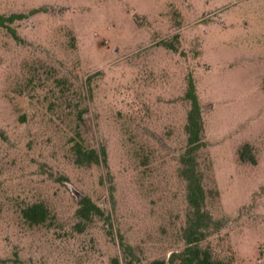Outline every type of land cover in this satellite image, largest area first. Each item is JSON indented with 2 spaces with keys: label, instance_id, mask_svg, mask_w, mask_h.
<instances>
[{
  "label": "rangeland",
  "instance_id": "obj_1",
  "mask_svg": "<svg viewBox=\"0 0 264 264\" xmlns=\"http://www.w3.org/2000/svg\"><path fill=\"white\" fill-rule=\"evenodd\" d=\"M0 13L20 14L0 25V264L182 249L190 74L207 205L224 221L208 242L224 264H264V0H0ZM75 139L105 145L107 164L76 162ZM83 195L104 213L79 224ZM34 201L43 222L23 214Z\"/></svg>",
  "mask_w": 264,
  "mask_h": 264
},
{
  "label": "trees",
  "instance_id": "obj_2",
  "mask_svg": "<svg viewBox=\"0 0 264 264\" xmlns=\"http://www.w3.org/2000/svg\"><path fill=\"white\" fill-rule=\"evenodd\" d=\"M20 14L6 15L0 13V25H6L7 20L19 17ZM171 48H176L173 43H166ZM186 97L190 100L187 113V145L181 155V174L187 181L188 211L186 224L183 227L185 244L182 249L171 252L168 260L154 259L150 264H224L208 240L215 230H219L224 221L216 217L207 205L208 197L213 194L204 182V174L198 159L199 150L206 145L205 120L202 104L197 91L194 76H188ZM82 108L78 112L81 118ZM76 162L80 164H107V149L105 145L100 148L86 146L81 140L75 139L73 143ZM250 147V143L244 145ZM243 153V152H242ZM252 160L255 158L250 157ZM80 218L79 224L85 220H92L96 215L104 213L103 208L89 195H83L79 200L76 210ZM24 216L32 223H40L47 219L49 210L45 202L34 201L23 208ZM126 254H133L131 245H124ZM127 264H146L140 259L134 260L131 256Z\"/></svg>",
  "mask_w": 264,
  "mask_h": 264
}]
</instances>
